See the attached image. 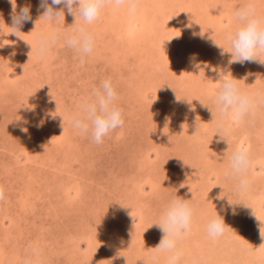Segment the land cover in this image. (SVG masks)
<instances>
[{
  "label": "rangeland",
  "instance_id": "374dc122",
  "mask_svg": "<svg viewBox=\"0 0 264 264\" xmlns=\"http://www.w3.org/2000/svg\"><path fill=\"white\" fill-rule=\"evenodd\" d=\"M16 2L31 5L32 21L11 34V4L0 0V264H24L30 244L39 264H166L152 259L162 233L151 225L176 195L193 208L181 264H264V105L225 119L219 134L212 100L219 72L264 94V65H229L214 45L230 50L233 13L251 2L264 16V0H139L135 15L108 6L86 25L94 48L83 66L63 38L45 57L28 45L83 24L78 15L50 24L39 0ZM104 79L124 125L96 144L67 118ZM240 145L251 158L242 192L224 175ZM220 196L243 204L221 212ZM216 211L227 226L211 238Z\"/></svg>",
  "mask_w": 264,
  "mask_h": 264
},
{
  "label": "clouds",
  "instance_id": "9594fccd",
  "mask_svg": "<svg viewBox=\"0 0 264 264\" xmlns=\"http://www.w3.org/2000/svg\"><path fill=\"white\" fill-rule=\"evenodd\" d=\"M9 3L11 4L10 20L13 29L11 34L20 38L17 33H22L23 25L32 21L31 5L25 4L18 7L16 0H9ZM108 6L116 9L126 7L129 15H135L139 0H50V2L39 0L37 7V11L41 13L39 19L52 24L59 17H65L66 10L67 14L74 18L78 15L83 24L64 33L54 30L38 32L34 36V43L27 44L35 50L38 56L45 57L57 41L63 38L64 45L76 52L79 63L83 66L94 48V38L86 25L97 21L102 10ZM233 20L235 26L224 34L230 50L225 51L212 39L214 45L221 50L220 55L230 56L229 65L233 63L243 65L246 62L264 65V59H262L264 57V16L259 15L255 5L250 2L233 13ZM193 59H195L194 55L190 57V61ZM196 67H199V64ZM218 77L220 83L217 85L212 100L219 116L217 133L220 134L224 131L225 119L232 123H240L246 116L254 114L259 105H264V94L252 95L241 90L237 79L226 76L223 72H219ZM117 99L118 94L111 79H104L98 87L92 89L89 96L81 100L78 110L68 115L67 123L79 134L90 137L96 144H101L106 136L124 125L123 110L117 105ZM250 166L249 148L244 145L236 147L230 155L229 167L224 175L226 179L236 181L237 191L247 190L249 184L247 173ZM4 198V189L0 186V200ZM224 198L227 200L228 208L225 209L222 205L220 211L231 210L235 215L234 205L243 203H230L227 196L218 197V199ZM192 217L193 208L188 199L176 195L167 202L157 222L151 225H155L162 233L159 243L152 248L153 260L163 255L166 258V264H181L183 252L178 248V241L190 231ZM226 226L223 216L217 212V215L208 218L205 227L208 236L216 238L223 235ZM260 235L264 238L261 232ZM28 249L29 255L24 260V264H39V250L31 244L28 245Z\"/></svg>",
  "mask_w": 264,
  "mask_h": 264
},
{
  "label": "bare ground",
  "instance_id": "6f19581e",
  "mask_svg": "<svg viewBox=\"0 0 264 264\" xmlns=\"http://www.w3.org/2000/svg\"><path fill=\"white\" fill-rule=\"evenodd\" d=\"M155 37V36H154ZM263 164V163H262Z\"/></svg>",
  "mask_w": 264,
  "mask_h": 264
}]
</instances>
